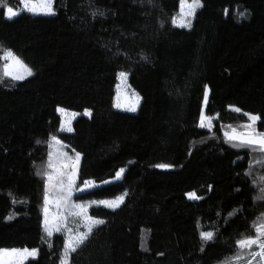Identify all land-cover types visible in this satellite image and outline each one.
I'll return each mask as SVG.
<instances>
[{
	"label": "trees",
	"instance_id": "obj_1",
	"mask_svg": "<svg viewBox=\"0 0 264 264\" xmlns=\"http://www.w3.org/2000/svg\"><path fill=\"white\" fill-rule=\"evenodd\" d=\"M179 4L54 0L55 15L22 10L13 19L5 9L21 0L0 6V76L7 49L35 66L24 80L0 79V248H37L24 264H60L64 251L65 233L46 237L42 227L39 173L53 136L81 154L77 185L112 181L80 198L127 193L115 210L90 207L106 223L70 264H218L264 213L245 175L261 154L224 137L229 125L249 122L229 106L259 116L255 129L264 132V0H200L190 28L171 23ZM120 71L141 96L136 112L113 106ZM207 88L211 129L198 127ZM58 106L90 108L91 116L78 115L72 131H62ZM120 168L122 178L113 179ZM201 230L217 233L203 252Z\"/></svg>",
	"mask_w": 264,
	"mask_h": 264
},
{
	"label": "snow or ice",
	"instance_id": "obj_2",
	"mask_svg": "<svg viewBox=\"0 0 264 264\" xmlns=\"http://www.w3.org/2000/svg\"><path fill=\"white\" fill-rule=\"evenodd\" d=\"M4 0H0V6H2ZM24 4L23 11L37 13L39 10L40 14L44 15H55V10L53 8L54 0H41L39 5L32 4L29 7V0H22ZM181 5V12H180V20L177 21L176 18L171 19V23L177 25L179 27H191V21L184 19V17H191L195 13V9L200 7V0H180ZM20 12L15 10L13 7L8 6L6 8L5 17L7 19H13L18 16ZM102 14V13H101ZM96 13H93L95 16ZM239 15L243 16L244 13H239ZM6 59H11L12 64H5L4 65V72L3 76H10L14 80H24L27 77L33 75V72L27 65L23 64L22 61L19 60L18 57H15L14 54L8 50L5 55ZM120 77L126 78L127 73L121 72L119 73ZM0 76V79L3 78ZM209 91L206 89L203 100L205 105L208 103V96ZM139 102V98L137 97L136 104H132L128 106L129 111H136L137 105ZM116 107H121L118 103ZM230 110H233L243 116L249 123L242 124L239 127L243 128L244 131H237L236 128H232L231 125L228 127L231 128V131H226L224 133V137L226 138V142L229 143L234 148L240 149H248L252 152H259L260 159L254 160L250 163L248 170L246 171L245 175L252 177L253 185L257 186L258 195L255 197L256 200H264V175H254V168L256 165L264 166V132H259L255 129V124L257 121L260 120V117L257 115H252L250 113H244L243 110L239 108H235L234 106H229ZM57 111L63 113L66 110L63 108H58ZM84 115L91 116L90 110H85ZM77 115V114H73ZM214 117L207 116L203 112H201L199 117L198 127L200 128H207L211 129L213 127L212 120ZM61 130H65L61 128ZM67 131H72L69 127L66 129ZM51 141L54 143H60L57 141L56 136L51 137ZM39 144L40 141H37ZM74 151V150H73ZM65 159H67V153L62 154ZM79 160H80V153H75V159L71 163V165L64 163L63 161H59V166L54 164L49 159L48 169H52V171H44L39 173L42 178L46 179L45 184V193L43 197L44 201V226H45V234L46 237H51L53 234V230L56 232H63L66 233L67 239L63 244V253L60 260V264H70V256L72 253H75L78 248L85 243V241L89 238V236L93 233L94 228L98 227L106 223L103 219L94 218L87 214L85 206L82 204H75L72 203V194L73 191L77 192H85L89 191L93 188L100 187L99 184H95L94 182L90 181H81L84 187H77L76 186V179L78 177L79 171ZM71 167V171H63V169H67ZM159 168H170L172 165L167 164H159L156 165ZM125 172L124 168H120L119 171L115 173L113 179L118 180L121 179L123 173ZM54 177L58 180V185L53 184ZM112 181H103V184L111 183ZM53 187L57 188V197H56V207L60 208L63 206L68 210L69 215L75 217L77 219L73 220V224L77 225L76 227V234L73 235V228L68 227L65 224L67 220L66 216H58L53 217L51 221V228H50V221L48 215V205L49 201V191ZM210 190V186H209ZM188 199L190 200H200L203 199L202 196H198L195 192H189L186 194ZM127 193H123L120 196H117L114 200H105L100 201L99 205H103L107 208L115 210L119 208L125 201ZM96 205V206H99ZM240 209H234L233 212L228 214V217L231 218ZM13 216H9L8 219H13ZM227 222V220L225 221ZM79 225H83L85 227V231H79ZM252 230L251 235L244 236L242 234V238L238 239L234 242V252L231 256L223 258L218 264H264V213L261 214L260 217L257 218L250 226ZM216 232L213 231H204L201 230L199 232L200 240L202 241V246L200 251H204V246L208 242L213 241L216 237ZM142 247L144 244L142 243ZM255 247V250H254ZM37 249H0V264H24V261L29 257H35L37 254Z\"/></svg>",
	"mask_w": 264,
	"mask_h": 264
},
{
	"label": "rangeland",
	"instance_id": "obj_3",
	"mask_svg": "<svg viewBox=\"0 0 264 264\" xmlns=\"http://www.w3.org/2000/svg\"><path fill=\"white\" fill-rule=\"evenodd\" d=\"M190 2H191V0H189V3ZM40 3H41V0H29V5L28 6L31 7L32 4L39 5ZM8 6H11V5H8ZM11 7H13V6H11ZM14 9L17 10L18 12H20V11H22L24 9V4L22 3V0H21V6L19 8H14ZM5 12H6V9H5ZM180 12H181V5L179 4L178 12L176 13V15L174 17V18L177 19L178 22L180 20V15H179ZM30 13H32V12H30ZM33 14H40L39 13V10H37V13H33ZM193 16H191V17H184V19L190 20L192 22ZM8 50H10L14 54L15 57H18L19 60L23 62V64L27 65L28 68H30L32 70V72L35 71V66H34V63H33V58L31 56H29V55L21 52V51L15 50V49H7L3 53L4 65L5 64L11 65L13 63L11 59H6L5 58L6 52ZM121 72L127 73L126 71H120L119 73H121ZM119 73L117 74V81H116V85H115V94H114V98H113V106L115 108H117V109H120V110L129 111L128 110V106L129 105H132V104H136L137 97H138L139 98V102H138V105H137V110H138L139 105H140V102H141V96H140V94L138 93L137 90H135L134 88L131 87V85H130V83L128 81V73H127L126 78L120 77ZM118 103L121 105V107H119V108L116 107V105ZM205 107H206V105H205L204 100H203L202 112L204 114H205ZM58 108H63V109L66 110L63 113L57 111L58 114L61 117L60 129L61 128L65 129L63 131H67L66 129L69 128V127L71 129H73V121H74V119L78 115L83 114L86 109L91 111L90 108H84L82 110L69 109V108H66L64 106H58L57 109ZM136 111H134V112H136ZM130 112H133V111H130ZM73 114H77V115H73ZM252 115H255V114H252ZM231 127L232 128H236L237 131H244V129L241 128V127H239V126H231ZM228 131H231V128H228ZM56 138H57V141H59L60 143H54L50 139V150H49L48 157H47V161H46V171H52V169H48V163H49L50 157H51L52 162L54 164H56L57 166H59V163H58L59 161H63L64 163H67V164L71 165V163L75 159V153H79V152H77L75 150L73 151V149H69L58 137H56ZM63 153H67V159H65V157L62 155ZM80 161H81V154H80L79 166H80ZM79 166H78V168H79ZM63 171L70 172L71 171V167L69 166L67 169H63ZM78 173H79V171H78ZM77 180H78V177L76 179V186L77 187H84V185H77ZM90 182H94V181H90ZM94 183L95 184H99V185L102 184L101 182H94ZM45 184H46V179H45ZM53 184L54 185H58V180L55 177H54V180H53ZM81 193H83V192L73 191V194H72V203L84 205L85 206V209L87 211V214L89 216H92L90 214V207L99 205V202L100 201L114 200L117 197L116 196V197H113V198L82 199V198H80L78 196ZM57 194L58 193H57V188L56 187H53L52 189H50V191L48 193V195H49V201H50V203L48 205V210H49L48 211V215H49V221H50V228H51V221H52V218L53 217H58V216H61V215L62 216H66L67 217V220L65 221V224L68 227L73 228V235H75L76 234V227H77V225L73 224V220L74 219H77V218L72 217L71 215H69L68 210L66 208H64L63 206H61L60 208H57L56 207L55 201H56ZM120 195H122V194H120ZM120 195H118V196H120ZM44 206L45 205H44V201H43L42 204H41V212H42V216H43V218H42V227H43V230L45 232L44 212H43ZM99 206H103V205H99ZM94 218H97V217H94ZM98 219H100V218H98ZM85 230L86 229H85V227L83 225H79V231H85ZM54 233H56V231L53 230V234ZM251 234H252V231L249 234H247V235H251ZM65 236H66V239H67L66 233H65ZM13 248H15V249H24V248H27L29 250H31V249H37V248H29V247H13ZM13 248H0V249H13ZM254 250H255V247H254ZM37 255H38V251H37L36 256ZM30 258H34V257H29L26 260H28Z\"/></svg>",
	"mask_w": 264,
	"mask_h": 264
}]
</instances>
